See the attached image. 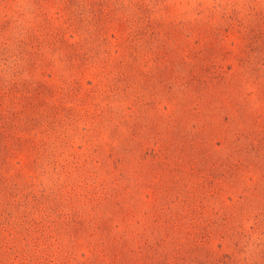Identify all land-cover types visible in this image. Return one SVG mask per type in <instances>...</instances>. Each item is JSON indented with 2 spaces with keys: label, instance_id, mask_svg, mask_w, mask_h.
Instances as JSON below:
<instances>
[{
  "label": "rangeland",
  "instance_id": "rangeland-1",
  "mask_svg": "<svg viewBox=\"0 0 264 264\" xmlns=\"http://www.w3.org/2000/svg\"><path fill=\"white\" fill-rule=\"evenodd\" d=\"M0 264H264V0H0Z\"/></svg>",
  "mask_w": 264,
  "mask_h": 264
}]
</instances>
